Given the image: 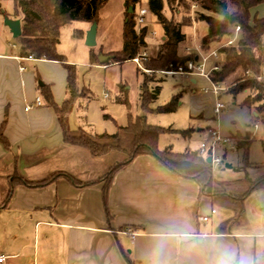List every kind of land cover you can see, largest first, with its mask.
<instances>
[{
    "label": "crops",
    "instance_id": "1",
    "mask_svg": "<svg viewBox=\"0 0 264 264\" xmlns=\"http://www.w3.org/2000/svg\"><path fill=\"white\" fill-rule=\"evenodd\" d=\"M260 6L251 10L252 18H264L263 12L254 14ZM6 7L0 5V130L10 146L7 151L0 144L3 264H126L124 254L132 264H217L221 259L230 264H264V190L252 193L257 195L255 200L249 197L245 201L242 218L224 235L219 227L232 217L231 212L199 196L193 182L179 179L150 157L136 158L115 176L108 196L109 224L102 184L75 189L59 180L42 189L18 187L4 205L9 180L15 174L27 182H41L62 173L89 184L126 159L118 152L94 158L63 143L57 118L41 98L39 87L48 86L55 104L61 105L66 99V70L56 62L18 61V50L10 48L18 43L4 26V17L13 20V12ZM154 34L151 40L157 39ZM195 79L188 78L193 88ZM192 94L196 101L185 114L188 130H176L183 138L218 130L220 136L230 139L249 132L254 113L233 104L225 92L221 100L232 107L217 118L211 94L194 90ZM181 108L179 104L175 113ZM214 119L217 123L212 125ZM198 120L204 125L194 130ZM204 217L208 218L206 224Z\"/></svg>",
    "mask_w": 264,
    "mask_h": 264
},
{
    "label": "trees",
    "instance_id": "2",
    "mask_svg": "<svg viewBox=\"0 0 264 264\" xmlns=\"http://www.w3.org/2000/svg\"><path fill=\"white\" fill-rule=\"evenodd\" d=\"M107 2L108 0H13L12 19H20L21 24V36L16 39L19 57L32 56L35 60L56 62L66 70V99L61 105L55 104L48 86L39 87L41 98L57 118L63 143L83 149L94 158L118 152L125 155L126 159L110 168L99 181L89 184L80 183L62 173L53 174L41 182H27L15 174L9 180V191L4 205L9 202L18 187L42 189L59 180L66 181L75 189L102 184L103 209L109 224L111 217L108 210V196L115 176L136 158L150 157L179 179L193 182L199 189V196L209 198L214 206L231 212L232 217L219 227L221 234H229L244 214L245 201L255 191L264 190V177L255 181L244 180L248 182L249 189L240 193L235 188L240 181L215 180L211 165L207 164L206 159L196 151L187 150L183 153H174L169 149L159 151V137L174 131L152 127L147 124L145 117L134 118L130 113L131 106L125 97L126 91L123 87L119 90L121 97L115 101L128 112L125 126H116V131L110 135L106 133L97 135L81 128L77 130L69 128V117L85 94L79 88L76 67L66 64L65 59L58 54L60 31L73 23L96 25L98 15ZM263 2L264 0H147L148 13L155 18L162 29L160 42L149 55L144 42L148 33L147 27L142 28L139 34L136 30L138 14L143 6L142 0H124L121 49L106 55L111 60L105 65L99 64L90 49L89 66L121 65L134 60L145 51L148 58L141 62V66L151 72V76H146L139 69L137 71L146 78L154 75L166 76L160 73L175 72L179 67L186 68L189 62L196 63L198 59L196 54L189 56L183 54L187 40L183 30L192 25L190 8L196 6L206 12V15L197 13L194 15L195 24H203L206 28L205 34L202 37L198 36L200 51L207 55L217 50L218 58L222 59L220 64L215 63L220 69L218 72H211V82L225 89V95L229 96L234 104L237 103L238 97L243 96L239 105L254 113L253 121L258 119L264 125V82L257 80L264 67V18H252L250 14L252 9ZM229 8L233 11L229 12ZM164 9L168 10L172 17L167 18ZM173 16H179V22ZM236 27L240 29L236 42L225 46L233 37ZM235 74V80L227 83V80ZM160 92V85L149 90L147 81L143 82L139 97L141 110L145 114L167 115L177 111L180 104L179 96L173 97L164 106L150 108ZM246 93L249 95L245 96ZM111 121L115 124L112 119ZM190 131L185 133L188 135ZM230 139L234 144V150L241 151L243 161H247L246 155L254 141L251 134L248 132L244 137L236 135ZM0 144L5 150L10 151L2 130H0ZM124 258L126 264H132L127 254H124Z\"/></svg>",
    "mask_w": 264,
    "mask_h": 264
},
{
    "label": "rangeland",
    "instance_id": "3",
    "mask_svg": "<svg viewBox=\"0 0 264 264\" xmlns=\"http://www.w3.org/2000/svg\"><path fill=\"white\" fill-rule=\"evenodd\" d=\"M146 1L147 0H142L143 6L141 8H146ZM0 5H3V7L7 6V10L13 12L12 1L0 0ZM232 11L233 9L229 8V12ZM258 12L264 13V4L256 9L254 14L256 15ZM124 14V0H108L100 11L96 24V46L91 49L94 57H97L98 61L101 57L105 58L106 55L110 53L113 54L121 49ZM164 15L167 18L172 17L166 9H164ZM173 18L177 22L180 20L179 16H173ZM144 23L148 29L144 42L146 43V49H148L150 53L159 44L162 37V29L156 23L155 18L149 13L145 16ZM91 26L92 25L87 23H73L60 31L59 45L57 47L58 54L68 63H74L68 65L76 67L78 85L81 92L85 94L84 98L77 103L74 112L69 117V128L72 130L81 128L93 134H113L116 131V126H125L127 124L128 112L115 101L117 98L121 97L118 95V92L123 87L126 91L125 97L131 106L130 113L134 118L145 117L147 124L152 127L174 131L162 134L159 137V151L165 149H169L174 153H183L187 151V149H192V151L195 149L194 151H197L200 143L208 140V134L194 132L189 139H186L179 135V132L177 133L175 131L178 129L188 130L185 114L188 115V108L196 101V99L193 98L194 94H192V92L194 90L195 93H198L202 89H209V84L203 79L196 78L195 81L197 85L193 88L188 78H182V80L180 77L157 75L145 78L141 75V72L137 71V67L132 62L121 65H110L104 70L89 67L87 65H89L91 61V50L86 47L85 38ZM204 28L205 26L203 24H197L196 34L202 37L205 34ZM153 33H156V40H151V34ZM191 43L192 41L188 37L185 46L189 47ZM221 62V57L218 58L217 62L211 59L207 64L206 71L209 73L211 67L214 66L215 63L220 64ZM146 76L151 75L146 74ZM235 78L236 74L231 76L227 80V83H231ZM145 80L148 83L149 90L153 89L156 85H160L161 87L159 97L150 105V108L155 109L164 106L173 97L179 96L182 108L178 113L167 115L145 114L141 110L139 97L140 87ZM174 87L177 89L174 90ZM105 95H107V97H105ZM247 95H249V93L245 94V96ZM221 96L224 95L222 94ZM242 97L243 96L237 98V105L241 102ZM230 107H232L231 103L228 104L227 109ZM105 117H109L110 119H106ZM184 122H186V126L183 124ZM216 123V119H214L212 125ZM255 123L256 120L248 122L247 129L249 132L253 133L254 136L252 138H254V141L246 155L247 161H243V153L241 151L236 152L235 150L231 151L227 148H217L215 152L216 157L221 161V166L217 167L212 172L213 178L217 181H240L238 182V186H235L236 190L240 193H244L249 189L248 182L244 180L255 181L264 177V125L258 123V129L254 131L253 125ZM194 124V130H196V127H201L204 125V122L198 120L195 121ZM226 165L231 166V169H226ZM256 196V194L250 196L251 200H255ZM126 251L128 253V250Z\"/></svg>",
    "mask_w": 264,
    "mask_h": 264
},
{
    "label": "built area",
    "instance_id": "4",
    "mask_svg": "<svg viewBox=\"0 0 264 264\" xmlns=\"http://www.w3.org/2000/svg\"><path fill=\"white\" fill-rule=\"evenodd\" d=\"M147 13H148V10L145 7L141 8L139 11L137 26H136V29H138L137 34H139L140 30L143 28L145 24L144 21H145V16L147 15ZM195 13L206 15L205 11L198 9L196 6H192L190 8V19H191L192 25L190 27L184 28L183 34L187 38L189 37L192 43L189 47H186L185 49H183V54L185 56L196 54L198 58L197 62L196 63L189 62L186 65V68L179 67L175 72H166V73L163 72L160 74L166 75V76H179L183 78H202L204 79L209 84L210 88L202 89L200 90V92L202 94H211L213 96L214 98L213 114L217 118L218 116H220L227 110L226 105L220 100L222 93L226 92V90L211 82L210 74L211 72H218L220 69L219 65L212 66L209 73L206 71L207 64L211 59L217 62L218 54H217V50L207 55L203 54L200 51L199 44H198V36L196 34V24L194 22ZM239 32H240V29L236 27L233 31V37L225 44V46L233 45L237 40ZM152 36L154 37L155 34L153 33ZM10 48L13 51H17L19 49L16 45H11ZM147 58H148V54L144 51L142 52L141 55L137 56L134 60L129 61V62H132L137 67V69H139L141 72L145 74H150L151 72L144 70L141 66V62L146 61ZM34 60L35 59L32 56H28L27 58L20 57L18 59V61L20 62H23V61L33 62ZM22 71H23V68H20V72ZM257 80L260 82H264V67H262L261 74L259 75ZM40 105H41L40 100L37 99L35 102V106L38 107ZM258 123H260V121L257 119V122L253 125L254 131L257 130ZM217 148L219 149L227 148L232 151L234 150V144L231 141V139L229 138L224 139L222 136H220V133L218 132V130H214V131L208 132V140L201 142L196 151L201 157L205 158L206 160H210L212 172L217 167L221 166V161L216 157V154H215ZM213 213L214 212H212V214ZM202 222L206 224L208 222V218H205V217L202 218ZM125 233L133 236L129 230L125 231ZM4 261H5V258L0 256V264H3Z\"/></svg>",
    "mask_w": 264,
    "mask_h": 264
},
{
    "label": "water",
    "instance_id": "5",
    "mask_svg": "<svg viewBox=\"0 0 264 264\" xmlns=\"http://www.w3.org/2000/svg\"><path fill=\"white\" fill-rule=\"evenodd\" d=\"M4 26L8 28V30L10 31L13 39H18L21 36V24L19 21H14V20H10L7 17H4ZM96 25L93 24L90 28V30L87 32L86 34V38H85V44L86 47L89 49H92L96 46ZM111 60L110 57H101L100 60L98 61L100 65H105L106 63H108ZM207 164H210V160H206ZM226 169H231V166L226 165L225 166Z\"/></svg>",
    "mask_w": 264,
    "mask_h": 264
},
{
    "label": "clouds",
    "instance_id": "6",
    "mask_svg": "<svg viewBox=\"0 0 264 264\" xmlns=\"http://www.w3.org/2000/svg\"><path fill=\"white\" fill-rule=\"evenodd\" d=\"M217 264H230V262L225 259H221L217 262Z\"/></svg>",
    "mask_w": 264,
    "mask_h": 264
}]
</instances>
